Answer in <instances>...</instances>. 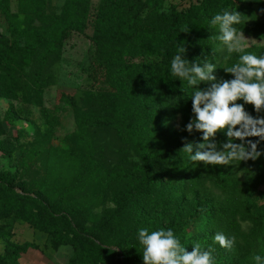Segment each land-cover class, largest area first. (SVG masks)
Segmentation results:
<instances>
[{"label": "trees", "instance_id": "16d2710c", "mask_svg": "<svg viewBox=\"0 0 264 264\" xmlns=\"http://www.w3.org/2000/svg\"><path fill=\"white\" fill-rule=\"evenodd\" d=\"M14 1L19 13L30 17L39 15L47 0ZM188 1L185 9L172 6L161 12L157 20H148L141 17L140 0H107L111 10H97L92 19L89 8L84 5L86 0H66L62 17L47 25L30 27L23 25L19 13L11 12L12 0H0V14L11 35L10 40L0 38V97L18 100L17 69L32 59L43 63L50 55L60 52L72 32H82L90 23L93 35L89 39L97 58L103 60V64L112 58L118 62L111 78L113 91L139 106L154 128L149 138L160 147L153 157L152 162L157 160L156 163L107 174L94 157L89 130L118 129L121 114L116 112L110 116L75 107L74 130L65 135L62 145L52 146L49 141L57 120H48L50 114L47 113V126L43 136L38 137L39 142L21 149L20 168L37 160L41 164L40 178L32 180L29 188L19 194L15 189L17 172L0 171V240L4 241L0 264H20L21 255L29 249H39L35 242L12 240L17 221L46 233L53 249L70 246L67 264H123V255L121 258L118 251L104 247L75 224L76 209L78 205L88 208L97 204L111 179L127 181L130 194L148 189L150 184L153 187L155 178L146 180L148 170L153 167L156 169L153 175L160 180L161 194L159 200H152L151 204L155 208H178L189 217L187 221L165 226L174 229L189 251L194 242L211 245L214 233L220 231L235 235L237 243L232 250L213 245L216 264H253L254 253L264 255V205L258 204L253 189L254 180L264 176V156L240 163L245 171L244 180H239L231 167L205 168L202 162L189 161L181 148L186 142L199 141L201 136L185 130L192 115L188 98L192 89L170 73L171 58L184 47L189 61H219L215 75L230 78L231 74L225 73L223 67L238 62L239 54L233 53L228 60H223L224 47L216 39L218 28L209 27L208 22L224 8H236L242 20H247L237 27H241L245 35L263 38L264 2L256 6L244 0ZM246 51L259 55L264 53V45H252ZM34 86L32 95L40 100L42 91L37 84ZM60 101L72 104L71 97L64 93ZM246 109L256 115L252 105H246ZM12 110L10 106L8 114L13 116ZM176 116L181 117L178 130L170 126ZM225 139L223 134H217V140ZM186 199L189 202L185 203ZM144 226L155 229L154 219L144 218L136 224L135 231ZM187 231L189 234L185 236ZM130 248L134 247L129 244Z\"/></svg>", "mask_w": 264, "mask_h": 264}, {"label": "rangeland", "instance_id": "374dc122", "mask_svg": "<svg viewBox=\"0 0 264 264\" xmlns=\"http://www.w3.org/2000/svg\"><path fill=\"white\" fill-rule=\"evenodd\" d=\"M65 1L47 0L39 15L32 14L28 17L19 13L18 5L12 0L11 12L20 14L19 18H22L24 26L47 25L56 18L62 17ZM244 1L254 2L256 6L259 2H264V0ZM140 3L143 5L141 17L148 20H157L161 12L168 11L172 6L181 10L189 5L188 0H140ZM84 5L89 8L91 19L94 18L93 13L97 10H111L107 0H86ZM81 8L79 7V10L82 12ZM92 35V25L88 23L82 32H72L65 39L60 52L50 55L43 63L32 59L29 64H22L17 69L19 99L9 100L0 97L2 146L0 171L17 172L15 189L19 194L24 193L23 189L29 188L32 180L41 176V164L37 160L29 162L25 168H20L21 149L39 142L38 137L43 136L47 126V113L50 114L48 120L54 118L57 120L53 136L49 141L52 146L62 145L65 135L74 130L75 107L83 111L109 113L110 116L116 112L121 114L118 129L99 127L89 130L95 149L94 157L107 174L131 170L135 167L145 168L157 162V160L152 161L154 155L160 151V147L149 138V132L154 128L144 118L136 103L122 98L125 96L121 97L113 91L111 78L118 62L112 58L111 61L106 59L103 64L104 61L97 58L89 39ZM244 36L251 46L264 45V37L245 34ZM0 38L3 41L11 39L1 14ZM36 84L42 91L40 100L32 95ZM63 93L71 97L72 104L60 101ZM10 106L13 108L11 112L13 116L8 114ZM180 124V116L170 121V126L174 130H178ZM240 163L228 167L232 168L239 180H244L245 171L240 167ZM155 170V167L148 170L146 179L155 178L153 187L150 184V188L141 190L137 194H130L127 190L130 184L127 181L111 179L97 204H92L88 208L78 205L76 209L75 224L104 247L118 251L121 258L123 255V264H143V246L138 243L135 231L138 222L150 217L154 219L158 228L189 219L178 208H155L151 204L152 200H159L161 194L158 187L160 180L157 175H153ZM21 181L25 184H20ZM207 187L212 188L210 185ZM253 189L258 204L264 205V176L254 180ZM187 202L189 201L186 199L185 203ZM92 214L96 216L91 217ZM188 234L189 231L185 236ZM12 240L16 243L35 242L39 246V249H29L21 255L20 264H67L71 255L70 246L53 249L46 233L34 230L21 221L14 224ZM129 244L134 248L128 249ZM3 248L4 241L0 240V253Z\"/></svg>", "mask_w": 264, "mask_h": 264}, {"label": "clouds", "instance_id": "9594fccd", "mask_svg": "<svg viewBox=\"0 0 264 264\" xmlns=\"http://www.w3.org/2000/svg\"><path fill=\"white\" fill-rule=\"evenodd\" d=\"M246 21L236 8H224L208 22L209 27L218 28L216 39L224 47L223 60L233 53L239 54L238 62L223 67L225 73L231 74L230 78L215 75L219 61H189L184 47L170 61L171 75L192 89L188 97L192 115L185 130L189 134H201L199 141L186 142L181 149L189 161L202 162L205 168L239 165L241 161H256L264 156V115L261 114L264 113V53L246 51L251 45L246 42L242 28L237 27ZM246 105H252L256 115ZM218 133L226 139L217 140ZM137 240L143 246V264H216L213 245L232 250L237 243L235 235L217 231L211 245L194 242L188 251L172 227L153 229L151 226L139 227ZM251 260L253 264H264V255L254 253Z\"/></svg>", "mask_w": 264, "mask_h": 264}]
</instances>
